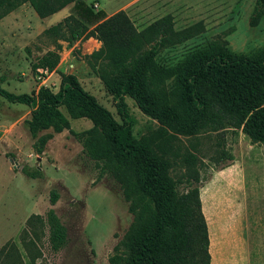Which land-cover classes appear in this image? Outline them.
<instances>
[{"label":"trees","instance_id":"1","mask_svg":"<svg viewBox=\"0 0 264 264\" xmlns=\"http://www.w3.org/2000/svg\"><path fill=\"white\" fill-rule=\"evenodd\" d=\"M72 2L0 0V19L24 3L43 19ZM73 7L76 17H64L45 33L67 46L88 38L101 44L85 59L100 64L94 73L110 89L119 123L72 75L62 76L56 94L39 88L35 95H15L0 88V98L29 109V118L22 125L33 140L35 155L41 154L51 138L49 134L36 138L37 133L51 129L58 134L68 129V119H86L91 128L81 133L84 155L130 174L122 176L120 184L132 221L107 256V264H209L208 232L198 191L202 180L192 167L194 157L182 156L184 174L171 177L176 162L165 157V150L154 153L132 136L124 98L175 135H217L218 159L224 162L215 171L233 160L224 152L221 136L226 130L240 131L264 156V46L250 55H236L224 47L201 48L164 66L155 57L192 38L193 27L175 31L172 18L165 15L137 31L123 11L105 18L83 4ZM263 13L264 0H254L255 18ZM86 24L92 27L88 29ZM57 60L55 52H48L32 68L50 73ZM20 171L29 179L41 178L38 169L21 167ZM179 184H185L184 191L178 192ZM56 199V193L50 191L49 204ZM25 228L20 240L30 264L41 257L40 239H46L52 253L66 245V230L52 209L44 217L30 216ZM0 264H23L12 244L0 249Z\"/></svg>","mask_w":264,"mask_h":264},{"label":"rangeland","instance_id":"2","mask_svg":"<svg viewBox=\"0 0 264 264\" xmlns=\"http://www.w3.org/2000/svg\"><path fill=\"white\" fill-rule=\"evenodd\" d=\"M78 3L105 17L123 11L137 31L165 15L172 18L175 31L193 27L192 38L161 50L155 57L156 63L164 66L201 48L224 47L236 55H250L264 46V13L255 18L254 0H73L43 19L24 3L0 19L1 89L35 95L39 88H46L56 94L62 76L72 75L119 123L110 89L94 73V67L100 64L85 59L101 44L88 38L67 46L45 33L65 16H75L73 5ZM48 52L58 56L52 72L32 68ZM125 103L132 136L154 153L165 150V157L176 162L170 169L171 177L184 174L182 156L194 157L192 167L202 180L198 191L208 232L210 264H241L240 259L247 258L250 264H258L257 258L264 264V179L256 171L259 165L254 153L245 150L247 137L238 131L222 133L223 151L233 156L234 166L216 175L221 171L216 168L224 162L218 159L217 135H175L140 113L130 99L126 98ZM29 112L24 105L0 98V116L7 121L6 136L15 148L7 150L9 160L17 168L38 169L41 174V178L33 180L18 175L8 188L23 190L24 209L33 206V211L43 213V217L52 209L66 230V245L57 253L50 251L46 239H40L41 264H107V256L132 221L120 184L122 176L130 174L84 155L81 133L91 128L86 119H68V129L58 134L51 129L37 133L36 138L48 134L51 138L36 156L33 140L22 126ZM60 112L66 116L63 108ZM3 169L0 166V172ZM185 187L179 184L178 192ZM50 191L57 195L53 205L48 201ZM32 192L38 197L26 200L25 195ZM245 250L248 257L243 256Z\"/></svg>","mask_w":264,"mask_h":264},{"label":"crops","instance_id":"3","mask_svg":"<svg viewBox=\"0 0 264 264\" xmlns=\"http://www.w3.org/2000/svg\"><path fill=\"white\" fill-rule=\"evenodd\" d=\"M89 39L91 41H94L95 43H98L96 40L92 38H89ZM126 98L127 97L124 98V101ZM1 117L2 116H0V166H3L4 169H3V172H0V249L8 243L12 244L15 247V250L17 251V253L19 254L22 263L30 264L26 256V253L23 249L20 236L22 235L23 231L26 229L25 228L26 220L30 216H35V215L43 216V213H35L33 211L34 209L33 206L30 209H24L23 208L24 201L22 200V198L24 197L23 190L19 189L18 187L8 188V184H11L12 182H14L18 175H21L22 177L24 175L21 173L20 168H17L16 166H14L13 163L12 164L9 163L8 162L9 158L5 156L8 154L7 150L9 149V147L13 150H15V148H13V146L9 142L8 137L6 136L7 121ZM238 132L241 133L240 131ZM245 148H246L245 150H251V153L252 152L254 153V158L257 160L256 163L257 165H259V168L256 171L258 174H261V177L264 179V156L261 154L260 148L255 144H251L249 140H246V139H245ZM233 166H234V158L230 166L225 167L221 171H218L216 175H220L221 173L229 171ZM25 196H26L25 197L26 200H29L30 197L31 198L38 197V196H35L33 192L32 194L25 195ZM208 254L210 255L209 243H208ZM243 256L244 257L249 256V254L246 256V250L243 251ZM260 261L261 259L257 258L258 264H261ZM40 262H41V259L35 260V264H39ZM239 263L250 264V259L247 258L245 261L240 259ZM209 264H210V256H209Z\"/></svg>","mask_w":264,"mask_h":264},{"label":"water","instance_id":"4","mask_svg":"<svg viewBox=\"0 0 264 264\" xmlns=\"http://www.w3.org/2000/svg\"><path fill=\"white\" fill-rule=\"evenodd\" d=\"M9 163H11V164H12V161L10 160V161H9Z\"/></svg>","mask_w":264,"mask_h":264},{"label":"built area","instance_id":"5","mask_svg":"<svg viewBox=\"0 0 264 264\" xmlns=\"http://www.w3.org/2000/svg\"><path fill=\"white\" fill-rule=\"evenodd\" d=\"M45 73H46V71H45ZM45 73H44V74H45Z\"/></svg>","mask_w":264,"mask_h":264}]
</instances>
